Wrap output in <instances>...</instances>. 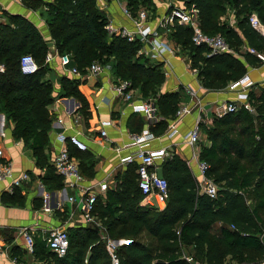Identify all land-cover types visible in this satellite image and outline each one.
Returning <instances> with one entry per match:
<instances>
[{
    "label": "trees",
    "instance_id": "obj_1",
    "mask_svg": "<svg viewBox=\"0 0 264 264\" xmlns=\"http://www.w3.org/2000/svg\"><path fill=\"white\" fill-rule=\"evenodd\" d=\"M32 9L45 8L47 24L59 55L69 54L72 64L82 74L92 63L110 64L113 75L130 80L142 98L157 106L160 121L150 126L156 136L164 134L175 117L181 93H161L166 75L163 63L142 53L139 39L129 41L106 29L108 19L97 0H22ZM186 8L198 10L201 29L209 35L221 34L234 52L250 47L264 54V37L250 24L256 13L264 24V0H181ZM133 17L139 10H155L154 0H125ZM0 23V113L14 124L13 135L32 151L35 164L45 169L46 187H62L63 178L56 174L48 155L52 120L49 107L54 102L52 82L46 78L49 52L39 29L20 14L4 12ZM232 15L234 23L228 17ZM236 27V28H235ZM167 31L168 38L187 56L203 88L217 91L242 78L248 67L262 65L255 54H210L208 47L192 42L193 29L175 22ZM162 31V32H164ZM32 55L39 69L32 74L21 71L20 60ZM57 97H75L80 112L89 114V104L79 90L80 81L59 78ZM251 109L240 105L237 111L200 124L208 144H201L200 158L210 168L207 172L218 185V195L211 198L199 191L196 177L188 162L177 152L162 163L168 182L169 197L163 209L143 206L138 186V165L129 164L116 175L114 187L97 197L93 216L100 230L86 226L68 228L69 249L63 257L50 251L44 242H35L34 256L44 264H110L107 241L125 240L118 248L120 264H261L264 261V219L259 207L248 201L257 179L264 180V84L248 94ZM141 132L145 122L139 119ZM251 149V161L246 162ZM80 162L81 172L94 176L95 162L90 153L70 149ZM261 166H259V164ZM259 166V167H258ZM1 202L23 206L25 193L16 188L3 192ZM261 202L260 205H263ZM232 226L234 228H232ZM12 257L20 261L23 251L12 248Z\"/></svg>",
    "mask_w": 264,
    "mask_h": 264
},
{
    "label": "crops",
    "instance_id": "obj_2",
    "mask_svg": "<svg viewBox=\"0 0 264 264\" xmlns=\"http://www.w3.org/2000/svg\"><path fill=\"white\" fill-rule=\"evenodd\" d=\"M43 1L52 2L53 0ZM97 4L105 13L109 21L108 24L111 23L118 29L125 27L133 30L135 28L132 18L123 10L125 0H97ZM154 4L155 10L153 12L148 11L145 27L159 30L161 39L174 48L173 53L166 52L155 60L163 63L166 75L160 92L179 91L181 93L180 104L194 106L191 114L186 115L177 124L178 133L175 136L171 138L165 135L157 136L150 144V148H164L169 153L175 151L183 159L190 161L192 147L187 141V134L195 127L201 114L198 102L200 101L202 108H204V116L209 122L213 116L212 111L218 105L237 100V92L229 88L230 84L217 91H209L203 88L196 73L191 68L189 59L180 54L179 50L175 51L176 46L168 38L167 31L159 27L161 18L172 8H186L184 2L180 0H154ZM44 9L43 7L29 8L22 0H0V23L6 22L4 12L20 14L29 19L39 29L44 39L49 42L51 37ZM231 24L235 26L233 16ZM145 48L150 50V44H146ZM54 56V60L46 63L49 66L46 78L52 82L55 96L54 102L49 107L52 120V128L49 133L50 147L48 149L50 161L52 162L53 156L64 147L69 150L76 149L72 145L62 142L60 135L69 136L78 133L88 145V150L84 152L91 154L95 162V174L93 177H87L82 173L84 180L79 186H71L63 179L61 188H56L55 183L50 188L46 187L42 180L46 170L36 166L32 151L24 145L22 140L13 135L14 124L12 121L6 120L4 114L0 113V146L4 150V158L12 161L15 175L25 171L30 174L29 181L15 188H11L10 180L0 181V246L4 249L3 253L0 254V264H44L34 254L25 250V239L21 235L22 229H28L35 242L39 243L44 242L47 232L52 228L60 227L67 230L68 228L86 226L80 202L81 187L92 186L98 189L101 183L108 184L109 188L114 187L116 175L119 172H124L128 167V165L121 163V158L135 151V147L129 144L131 143V135L138 133L140 128L138 120L142 118L146 123L143 115L134 113L127 102L115 95L112 87L118 80L116 81L112 68L103 70L98 76H92L87 72L74 75L65 70L60 65L56 55ZM246 74L254 83L252 88L264 84V63L257 67L249 66ZM63 76L80 81L79 90L89 104L87 117L80 112L81 104L75 97H57L61 91L59 78ZM189 88H192L196 95L193 96L188 93L187 89ZM134 99L138 103L146 100L135 89ZM77 114L81 115L79 123L74 122ZM160 119L161 117L158 115L157 122ZM102 121H111V124L103 127L107 131V136L100 142L99 134L102 129ZM170 122L171 120L168 126ZM201 144H206L202 138ZM77 161L80 170H82L81 160L77 158ZM157 164L158 167H161V162ZM190 167L196 175V164L190 163ZM16 188L24 191L25 204L23 206L3 204L1 202L2 193H12ZM47 194L50 195V198L45 203L44 198ZM71 198L75 200L71 201ZM14 246H18L23 251L20 261L14 260L11 255Z\"/></svg>",
    "mask_w": 264,
    "mask_h": 264
},
{
    "label": "built area",
    "instance_id": "obj_3",
    "mask_svg": "<svg viewBox=\"0 0 264 264\" xmlns=\"http://www.w3.org/2000/svg\"><path fill=\"white\" fill-rule=\"evenodd\" d=\"M123 10L128 16L132 18L135 28L133 30H129L125 27L118 29L109 23L106 26V29L110 34H120L129 41L139 39L143 44L141 52L154 60L158 59L166 52L173 53L174 48L170 46L168 42L161 39L159 30H152L150 27H145V23L148 19V11L146 9L139 10L135 17L131 15V13L126 8V5L124 6ZM198 13L199 10L194 5L188 9L174 7L170 12H167V14L161 18L159 27L161 29L168 30V28L175 22L180 25L191 26L193 29L192 42L197 46L204 45L208 47L211 52L210 54L228 53L240 55L241 53L248 51L252 54H255L264 63V54L258 53L253 48L244 46L239 53H236L221 34H206L200 27ZM250 24L261 36L264 37V24L260 21L256 13H253L250 16ZM146 44H150V50L145 48ZM54 58L55 56L48 52L45 57V64L50 63L52 60H54ZM56 58H58L60 65L71 74H82L81 71L72 64V59L69 54H57ZM20 68L23 73L32 74L39 69V65L32 55H24L20 60ZM105 69H111V65H101L99 62H94L88 68H86V72L92 76H98ZM4 71L5 66L0 64V72ZM194 72L197 75V72ZM253 84V81L247 74H245L239 80L231 82L229 88L237 92V100L218 105L212 111V115L221 117L228 112L237 111L240 105L252 110L248 99V94ZM112 88L115 92V95L124 102H127L131 106L134 113L141 114L146 119V123L141 132L131 135V143L129 145L135 147V151L132 154L122 157L121 163L125 165L136 163L138 165L136 170L138 174V186L143 194L141 205L153 206L163 209L166 206L169 197V188L167 180L164 177L160 178L158 176L157 163H162L168 156H170V153L164 148H150V144L157 137L150 129V126L157 123L158 121L157 106L152 100H145L140 103L136 102L134 99V89L130 80H118ZM187 91L193 96L196 95V92L192 88L187 89ZM198 103L201 114L195 127L187 134V141L192 147L191 160L187 162L189 166L190 163L193 162L196 164L197 174L195 177L199 185V191L211 198H216L219 189L218 185L207 174L210 165L200 158L202 138L200 124H207L208 120L207 117L204 116V108H202L200 101ZM193 106L194 105L189 104H179L175 113V117L171 120L163 135L169 138L175 136L178 133L177 124L186 115L191 114ZM80 120L81 115L77 114L74 118V122L79 123ZM110 124L111 121L101 122L102 129L100 130L99 134L100 142L103 141L107 136V131L103 127ZM60 140L72 145L79 151L88 150V145L80 138L78 133L70 134L69 136L61 134ZM4 155V150L0 146V181L10 180L11 188L21 186L24 182L29 181L30 174L26 171L20 173L19 175H15L12 161L6 160ZM52 164L55 173L60 175L65 181L68 182L69 185L79 186V184L84 180V176L80 170L77 158L70 153L67 147L62 148L53 156ZM108 188V184L106 183L99 184L98 189L92 186L81 187L82 195L80 196V202L82 204L83 219L86 225L89 222L94 221L93 210L97 197L104 195ZM49 198V194L45 195L44 202L46 203L47 199ZM70 200L74 201L75 199L71 198ZM232 228L234 227L232 226ZM21 235L25 239V250L30 254H34L35 240L32 234L28 229H22ZM103 238L107 241V249L109 251L111 260L110 264H120L118 248L122 243L125 242V240H114L105 236ZM44 241L48 249L57 254L59 257H63L67 253L70 245L67 230L60 227L50 229L47 232ZM3 250V247L0 246V254L3 253ZM14 260H16V258H14Z\"/></svg>",
    "mask_w": 264,
    "mask_h": 264
},
{
    "label": "rangeland",
    "instance_id": "obj_4",
    "mask_svg": "<svg viewBox=\"0 0 264 264\" xmlns=\"http://www.w3.org/2000/svg\"><path fill=\"white\" fill-rule=\"evenodd\" d=\"M181 1V0H180ZM152 11V10H151ZM228 20L230 22V24L232 23V15L230 14L229 17H228ZM179 48L176 46V50L175 51H178ZM180 51V50H179ZM178 51V52H179ZM181 54V53H180ZM183 55V54H182ZM187 57V56H185ZM154 60V59H152ZM155 61V60H154ZM101 64V63H100ZM103 65V64H101ZM116 78V81L117 80H121L119 79L118 77H115ZM138 91V90H137ZM139 92V91H138ZM208 124V123H207ZM207 134L203 131L202 132V140L204 143H207L208 144V139H207ZM251 149H252V146L250 147V151H249V155L246 159V162H250L251 161ZM262 163L259 164V166H261ZM258 166V167H259ZM196 173V172H195ZM254 188V191L252 192L251 196L249 197V201L248 203L252 206V207H255V206H260L259 207V210H260V213H261V216L263 217L264 219V204L263 205H260L261 202H264V180L262 179H257L256 180V183L254 184L253 186ZM262 238L264 240V233L262 234ZM231 260H228V262L226 264H236V262H230Z\"/></svg>",
    "mask_w": 264,
    "mask_h": 264
},
{
    "label": "water",
    "instance_id": "obj_5",
    "mask_svg": "<svg viewBox=\"0 0 264 264\" xmlns=\"http://www.w3.org/2000/svg\"><path fill=\"white\" fill-rule=\"evenodd\" d=\"M106 1H108V0H106ZM47 46H48V48H49V52H50L52 55H57V50H56V47H55V44H54L53 41H49V42L47 43ZM157 173H158V176H159L160 178H163V177H164V172H163L162 167H158V168H157ZM87 226H88L89 228H92V229H95V230H98V231L100 230L99 226H98L94 221L89 222V223L87 224ZM261 264H264V261H263Z\"/></svg>",
    "mask_w": 264,
    "mask_h": 264
}]
</instances>
